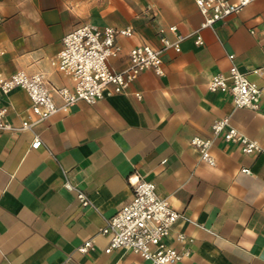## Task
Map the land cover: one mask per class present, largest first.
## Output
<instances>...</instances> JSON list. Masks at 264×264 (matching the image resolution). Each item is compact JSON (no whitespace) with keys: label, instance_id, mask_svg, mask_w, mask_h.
<instances>
[{"label":"crops","instance_id":"1","mask_svg":"<svg viewBox=\"0 0 264 264\" xmlns=\"http://www.w3.org/2000/svg\"><path fill=\"white\" fill-rule=\"evenodd\" d=\"M202 20L194 0H0V76L42 72L52 85L71 88L51 59L77 25L131 27L108 61L122 70L132 46H161L159 28L173 40L168 26L187 35ZM199 33L201 45L188 36L180 51L161 52L160 76L144 70L124 93L79 101L31 130L0 131V264H136L138 256L125 248L105 253L108 237L100 233L131 199L132 173L155 183L179 212L166 239L188 250L178 264H264V152L244 154L211 128L228 117L264 148V96L258 110L236 108L229 93L207 87L232 63L264 86V0ZM0 106L14 125L30 114L21 88L1 94ZM34 134L42 141L37 149L30 147ZM193 136L212 139L214 165L200 159ZM65 182L91 205L83 207ZM179 233L185 242L176 240ZM87 239L92 247L82 253Z\"/></svg>","mask_w":264,"mask_h":264},{"label":"built area","instance_id":"2","mask_svg":"<svg viewBox=\"0 0 264 264\" xmlns=\"http://www.w3.org/2000/svg\"><path fill=\"white\" fill-rule=\"evenodd\" d=\"M253 1L255 0H194L203 17L199 28L190 34L182 35L177 33L174 25L168 26L167 30L175 36L173 40L165 37L164 29L159 28L161 46L154 47L146 43L132 46L128 52L129 63L122 70L111 69L108 61L120 51L121 46L117 38L130 37L133 29L97 27L89 23L77 25L63 35L61 49L51 59L53 67L71 79L72 87L54 86L42 72L29 74L18 70L7 77L0 76V95L14 88H21L30 100V114L19 125L12 124L6 116L7 108L0 106V131L31 130L36 124L57 112H67L79 101L93 104L105 95L124 93L130 82L144 70L151 69L155 74L162 75L163 62L160 54L164 49L180 51L181 41L188 36H194L195 43L201 45L203 40L200 29L239 13ZM2 53L0 48V56ZM228 57L233 59V55ZM253 71L260 73L259 69ZM207 87L211 91L229 93L236 108L258 110L264 96V86L250 81L246 73L240 71L233 63L229 66L227 74H213L207 81ZM135 95L137 98L141 97L138 93ZM211 128L214 134L221 132L224 141L239 144L244 154L264 152V148L256 140L244 136L229 125L228 117L214 120ZM189 142L198 150L201 160L209 165L215 164L209 151L211 138L193 136ZM41 145L40 137L34 134L30 147L37 149ZM127 180L132 192L131 199L107 218L100 229V233L108 237L104 252L125 248L138 256L136 264H178L188 254V250H177L167 244L166 239L180 217L179 212L157 194L155 183L144 180L137 173L129 175ZM64 185L69 190H75L76 198L83 207L91 205L87 195L80 189L69 182ZM176 240L185 242L187 238L179 233ZM91 247L92 240L87 239L78 250L85 253Z\"/></svg>","mask_w":264,"mask_h":264}]
</instances>
